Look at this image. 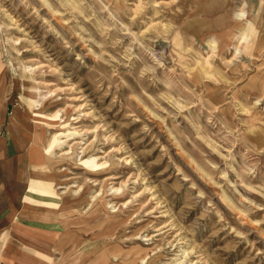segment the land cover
<instances>
[{
    "label": "rangeland",
    "instance_id": "rangeland-1",
    "mask_svg": "<svg viewBox=\"0 0 264 264\" xmlns=\"http://www.w3.org/2000/svg\"><path fill=\"white\" fill-rule=\"evenodd\" d=\"M1 76L30 264H264V0H0Z\"/></svg>",
    "mask_w": 264,
    "mask_h": 264
},
{
    "label": "crops",
    "instance_id": "crops-1",
    "mask_svg": "<svg viewBox=\"0 0 264 264\" xmlns=\"http://www.w3.org/2000/svg\"><path fill=\"white\" fill-rule=\"evenodd\" d=\"M0 79L3 80L2 76ZM3 92L4 104L1 110L2 116L0 118V126L4 121H6L5 110H7V104L5 84ZM13 126L14 122H11L8 127L10 137H13ZM1 153L5 156H13V158L15 156L14 153H12V145L8 146L6 138L0 135V154ZM16 157L17 159L14 158L17 162L16 171H14L15 165L13 160L9 158H0V241L5 240L9 243H6V247L3 245L0 246V264H30L31 259L30 253L24 249V244H22L23 248L21 251L16 250L18 253H15L13 248L14 242L24 241L23 234L26 232L24 227H28L30 225L29 223H25L27 219L24 218L26 221L23 223V221H21L18 217V215L22 214L23 210L26 209V206L23 207V198L19 196L18 191H15L16 189L14 184L15 179L18 181L23 178V172H26L25 168H27L26 163L28 162V164H30L29 152H24L22 150L20 153H16ZM18 172L20 175L17 174ZM32 256V258H34L35 255Z\"/></svg>",
    "mask_w": 264,
    "mask_h": 264
},
{
    "label": "bare ground",
    "instance_id": "bare-ground-1",
    "mask_svg": "<svg viewBox=\"0 0 264 264\" xmlns=\"http://www.w3.org/2000/svg\"><path fill=\"white\" fill-rule=\"evenodd\" d=\"M236 13H237V12H236ZM250 25H251V28H250L251 30H255V31H257L256 28H255L254 23H252L251 21H250ZM210 43L214 44V47L216 46V41H215L214 39H211ZM260 44H261V42H260ZM238 54H239V53H238ZM259 102H260V101H259ZM56 118H57V117H56ZM68 124H69V123H68ZM52 143H53V142H52ZM61 143H62V142H61L60 137H59L58 135H55L54 143L52 144L53 146H52V148L49 150V152L51 153L52 150L54 149V147L60 146ZM86 158H87V157H86ZM88 158H89V157H88ZM84 163L90 165V167H92V168H96V167L98 166V163H97L95 160L87 159V160L84 161Z\"/></svg>",
    "mask_w": 264,
    "mask_h": 264
}]
</instances>
